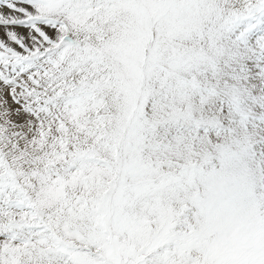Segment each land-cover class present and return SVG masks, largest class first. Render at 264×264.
Segmentation results:
<instances>
[{"label": "snow or ice", "instance_id": "obj_1", "mask_svg": "<svg viewBox=\"0 0 264 264\" xmlns=\"http://www.w3.org/2000/svg\"><path fill=\"white\" fill-rule=\"evenodd\" d=\"M0 264H264V0H0Z\"/></svg>", "mask_w": 264, "mask_h": 264}]
</instances>
